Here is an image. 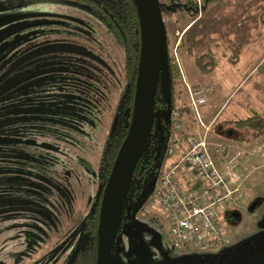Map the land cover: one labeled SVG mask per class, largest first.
<instances>
[{
  "label": "rangeland",
  "instance_id": "obj_1",
  "mask_svg": "<svg viewBox=\"0 0 264 264\" xmlns=\"http://www.w3.org/2000/svg\"><path fill=\"white\" fill-rule=\"evenodd\" d=\"M177 1L181 6H177L171 17H162L168 53L178 70L179 102L185 106L183 111L176 109L180 116H186L177 132L200 134L201 128L195 120L200 118L206 122L212 116L206 136L214 143L209 145L211 154L223 158L235 153L238 172L243 176L239 199L225 206L217 216L218 234L228 240L220 250L233 246L235 251L216 254L191 249L199 257L197 261L191 256V260L194 258L196 264L212 259L219 264H264V127L253 135L250 130L238 133L239 130L230 124L247 116L251 110L264 115V0H217L206 3L201 9L196 8L192 17L191 10L182 8L184 0ZM195 5L198 7V0ZM32 7L9 10L6 14L30 10L36 16L48 9ZM90 18L96 22L89 19L91 22L83 23L81 17L79 22L70 21L64 25L65 60H62L65 77L67 75L65 82L70 78L79 83L82 76L97 78L93 85L79 89L80 92L92 89V92L71 95L69 89L80 85H57L52 77L48 79L47 74L42 76L38 72L28 87L31 90L54 89L51 96L59 101L51 107V115L40 122L46 130L55 129L56 133L33 132L36 142L23 144L22 157L18 153L20 147H15L3 162L0 156V261L6 264L59 263L80 245L81 232L77 224L88 211L91 196L98 188L97 162L103 138L113 122L111 112L119 90L117 76L120 72L119 49L99 20L93 15ZM34 19L22 18L14 32L7 26L1 33L3 49L8 45L4 42L11 36L18 40L23 50L29 48L35 38ZM85 28L88 35H84ZM194 58L200 59L203 69L199 70ZM69 67L77 72L68 73ZM193 75L202 76L200 85L187 81ZM183 78L190 89L199 90L202 103L197 105L196 112L187 106L189 98ZM21 79L16 98L19 100L26 88L22 84L24 77ZM47 96L37 95V103ZM24 122L29 124L27 120ZM64 123L65 134L60 131ZM28 132L25 126L21 136H29ZM236 135L240 139H233ZM3 143L14 146V139H3ZM28 151L30 155L33 153L31 160L26 157ZM158 154L159 157H154L151 173L147 178L142 177L137 199L130 200L132 214L118 228L110 264H184L181 260L190 259L186 258L190 256L188 248L175 249L169 245L166 218L159 208H141V200L156 174L169 161L162 152ZM80 158L88 160L90 166L86 168L75 163ZM230 209L240 213L238 220L224 218ZM77 211L80 212L75 213ZM154 245L167 252L166 261ZM48 248L57 250L46 253Z\"/></svg>",
  "mask_w": 264,
  "mask_h": 264
},
{
  "label": "trees",
  "instance_id": "obj_2",
  "mask_svg": "<svg viewBox=\"0 0 264 264\" xmlns=\"http://www.w3.org/2000/svg\"><path fill=\"white\" fill-rule=\"evenodd\" d=\"M214 1L217 0H198V8L195 5V0H184L182 8L191 10L189 15L192 17L197 12L196 8L197 10L201 9L206 3ZM157 3L161 18L171 17L177 6H181L177 0H157ZM27 6L48 9L44 13L36 16L30 10H28L27 13L15 12L10 15L6 14V11H17ZM0 9H2L0 11V39L3 38L1 33L5 31L7 26H10V29L14 32V27L22 18L35 17L34 25L36 26L35 38L33 37L29 43V48L23 50L14 36L6 39V42H4H8L5 50L3 46L0 45V156L2 157V162L5 160L4 158H6V156H10L15 147H20L18 153H20L22 157L23 144H32L36 142V138L32 136L33 132L39 134L41 132H47L51 135L56 133L55 129L46 130L40 122L43 118L51 115V107L57 105V101H59V98L51 96L55 92L54 89L31 90L28 87L30 82L35 81L34 77L37 78L38 72L41 75L47 74L48 79L52 77L51 79L55 80V84L57 85H61L60 83H65V86L70 84L80 85V87L69 89L71 95L80 93L81 96L92 92V89H84L83 92H80L81 90L79 89H81V87L86 88L93 85V80L97 79L96 77L82 76V80L79 83L72 82L69 78L65 82L67 75L65 77V69H63V67L65 68V62L62 60H65V38H62V35L65 33V24L70 21L75 23L79 22L80 20L78 19L81 17L83 19L81 22L83 23L89 19L96 22L93 18H90L91 15H93L99 20L105 32L119 49L120 72L117 76L119 90L111 112L113 115L116 114V118L113 126L110 129L108 128L109 131L107 130L103 138L97 162V180L99 184L97 191H99L108 174L116 149L126 130L128 117H125V109H128V111L130 109L137 71L140 36L138 17L132 0H0ZM14 20L17 21L14 22ZM89 22L91 21L89 20ZM91 29L92 27L90 28L89 36H91ZM85 30L87 31V29H84V35H88ZM23 34L24 33H22V35ZM19 35L21 34L19 33ZM43 48L47 51L42 52L41 50H43ZM168 50V40L165 37V68L168 89L167 93H165L164 87L157 84L154 95L151 127L130 176L126 190L127 197L124 201V206L129 208L130 215L132 214L130 200L133 201L137 199L138 189H140L139 184L143 178H147L148 176V172L146 171L148 167H139V163L145 161L148 157H152L153 159L156 153L155 148L166 138L169 127V110L171 108L180 111L185 109V106L182 107L181 105L183 104L179 102L180 96L177 92L179 80L178 70ZM199 60L194 58V62L198 61L195 63L199 67V70H201L203 69V64L200 65L201 62ZM67 69L68 73L77 72V70L72 67ZM33 72H36V74L34 75ZM29 74H31L32 78H29ZM21 76L24 77V82L22 84L25 85L26 88L23 89L20 96L22 100H19L16 98L17 95H19L18 87L23 81ZM37 90L38 92L35 93ZM42 94L48 96L45 97L42 102L37 103V95ZM158 112H160L159 115H157ZM25 120H27L29 124H26V122H24ZM230 124L233 129L239 130L238 133L250 130V133L254 132L253 135H256L264 127V115L251 110L247 116L238 118L230 122ZM25 126L27 131L29 130V136H21ZM63 129L65 130V123L60 127V131H63ZM63 133L65 134V131H63ZM238 135L233 137V139H240ZM3 139H14V146L4 144ZM32 155H30L28 151L26 155L28 160H31ZM29 162L32 163V161ZM75 163L84 165L86 168L90 166L89 161L83 158L77 159ZM151 167L152 166H150V168ZM140 175H143V178ZM97 198L94 192L91 196V203L88 207V211L80 218L77 224L81 232L80 245L73 249L71 255H65L66 257H63L59 263L55 264H95ZM79 212L80 211H77L75 213ZM129 216L126 218L124 213L121 214L120 226L129 220ZM50 250L57 249L48 248V250L45 251L47 253V251ZM59 253H62L61 250H59ZM117 253L119 254L120 251H117ZM52 256L48 258L51 260Z\"/></svg>",
  "mask_w": 264,
  "mask_h": 264
},
{
  "label": "built area",
  "instance_id": "obj_3",
  "mask_svg": "<svg viewBox=\"0 0 264 264\" xmlns=\"http://www.w3.org/2000/svg\"><path fill=\"white\" fill-rule=\"evenodd\" d=\"M182 81L189 98L187 106L196 112L202 103L199 90L190 89L184 78ZM179 116L176 109L169 110L168 134L162 145L169 161L146 192L141 208L157 206L165 215L166 238L172 248L217 252L228 244L218 234L217 216L239 199L243 176L235 153L223 158L211 154L209 145L214 143L206 137L210 123L195 120L200 134L182 136L177 132Z\"/></svg>",
  "mask_w": 264,
  "mask_h": 264
},
{
  "label": "water",
  "instance_id": "obj_4",
  "mask_svg": "<svg viewBox=\"0 0 264 264\" xmlns=\"http://www.w3.org/2000/svg\"><path fill=\"white\" fill-rule=\"evenodd\" d=\"M139 24V52L130 109L125 133L116 149L108 174L97 194L95 228V264H110V251L122 212L128 218L124 196L135 164L147 139L157 84L167 93L165 68V29L157 0H132ZM166 111V110H165ZM116 114L113 115L114 124ZM161 144L156 149L159 153ZM130 217V216H129ZM162 260L166 252L154 245ZM0 264H6L0 261Z\"/></svg>",
  "mask_w": 264,
  "mask_h": 264
},
{
  "label": "flooded vegetation",
  "instance_id": "obj_5",
  "mask_svg": "<svg viewBox=\"0 0 264 264\" xmlns=\"http://www.w3.org/2000/svg\"><path fill=\"white\" fill-rule=\"evenodd\" d=\"M211 122H212V120H210V124H211ZM217 127H219V126H217ZM229 133V132H228ZM162 145H163V142L161 143V148H160V151L159 152H162ZM158 146V145H157ZM154 157L155 158H157V157H159V154H154ZM153 157V159H152V157L151 158H147L145 161H143L144 162V164H143V162H141V163H139V167H144V166H147L148 168H147V174H149V173H151L150 172V166H153V162H154V160H155V158ZM137 163V162H136ZM136 165V164H135ZM159 172V171H158ZM158 174V173H157ZM157 174H156V176H157ZM141 177H143V175H140ZM155 176V177H156ZM99 185V184H98ZM96 196H97V194H96ZM144 210H147V209H144ZM123 213V212H122ZM240 217V213L236 210V209H230V210H227L226 211V213L224 214V218L227 220V221H236V220H238V218ZM121 221V220H120ZM120 226V222H119V225H118V227ZM117 232H118V228H117V231H116V234H115V237H116V235H117ZM115 237H114V240H113V243H114V241H115ZM112 246H113V244H112ZM111 251H112V247H111ZM111 251H110V253H111ZM225 251V253L226 254H232L234 251H235V249L233 248V246H232V248L231 249H227V250H220V251H217L216 252V254H218L219 252H221V253H223ZM167 253V252H166ZM187 253H189V255L190 256H187L186 258H190L189 260L188 259H185V260H181L182 262H184V264H196L197 262L194 260V258H196V260L198 261V259H199V257H198V254H196L194 251H192L191 249H188L187 250ZM194 257L193 258V260H191L192 259V257ZM181 262V263H182ZM199 263H201V262H199ZM202 264H219L218 263V260H216V259H212V260H209V261H205V262H203Z\"/></svg>",
  "mask_w": 264,
  "mask_h": 264
},
{
  "label": "crops",
  "instance_id": "obj_6",
  "mask_svg": "<svg viewBox=\"0 0 264 264\" xmlns=\"http://www.w3.org/2000/svg\"><path fill=\"white\" fill-rule=\"evenodd\" d=\"M201 77H202V76L199 77V76L193 75V77H190V78L188 77V78H187V79H188L187 81H189V83H190L191 85H200L201 82H202ZM199 107H200V106H199ZM201 109H202V108H201ZM201 111L204 113V110H201ZM204 114H205V113H204ZM182 118L185 119L186 116H183V117H182V116H179L178 121H179V124H180V125L184 123V122H183V123L181 122ZM193 118H194V116H193ZM201 118H202V116H201ZM211 118H212V116H211ZM211 118H209L208 121H206V122H203V121H202V122L205 123V124H206V123H209L210 120H211ZM194 119H195V118H194ZM199 119H200V118H199ZM180 134H182V136L185 135V134H183V133H180ZM180 134H179V135H180Z\"/></svg>",
  "mask_w": 264,
  "mask_h": 264
}]
</instances>
